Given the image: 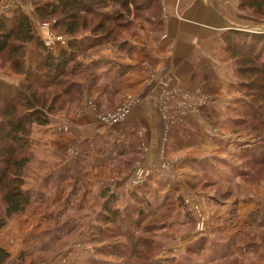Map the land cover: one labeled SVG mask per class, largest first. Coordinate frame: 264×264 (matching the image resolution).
Returning a JSON list of instances; mask_svg holds the SVG:
<instances>
[{
  "label": "rangeland",
  "instance_id": "obj_1",
  "mask_svg": "<svg viewBox=\"0 0 264 264\" xmlns=\"http://www.w3.org/2000/svg\"><path fill=\"white\" fill-rule=\"evenodd\" d=\"M238 1L235 14L237 22L264 25V19L241 11ZM159 2L162 28L136 19L131 28L124 31L119 44H106L99 50L80 56L77 60L81 63V73L75 77L81 86L77 102L51 113L48 124L35 127L30 141L31 158L23 171V189L27 188L26 183L34 182V186L47 178H52V181H45L48 186L42 185L40 188L30 186L27 192L30 193V202L25 211L9 217L1 226L0 247L8 254L3 264H96L90 259L98 256L95 250L99 245L89 242L88 235L103 200L99 190L104 186L109 187L116 194L118 205L123 207L131 203V193L136 190V186L147 180L152 191H156L149 195L152 203L160 201V196L164 194L173 202L170 216L156 221L148 217L145 221L148 223L153 220L160 225L152 233L156 245L154 259L158 263L264 264V233H223V220L214 221L216 216H223L227 226L232 225L237 195L242 190L254 192L258 197L254 202L255 209L261 204L259 194L264 192V163L249 167L243 164L237 154L239 148L251 141L255 143L257 138L253 133H248L254 121L251 118L241 119L243 110L237 102L240 94L234 87V66L224 51L222 40L223 55L217 68L221 70L220 77L225 83L217 84L218 72L209 67L210 75L206 79L201 78V83L192 87L172 86L170 77L161 79L154 87L155 101H152L155 103L152 104H157L163 118L161 143L155 160H148L151 148L144 136L142 123L127 120L140 100L141 90L132 88V75L142 69L145 90L157 80L158 71L151 62L139 57L136 37L144 25L152 28L154 38L163 36L166 26L163 0ZM8 3L11 0H0V15L11 14L14 8L20 7L28 15L33 33L37 35L26 47L25 61L30 65L40 49L42 39L47 36L46 28L54 35L58 33L50 28V23L40 21L33 10L32 0H23L22 5L13 0L12 7H7ZM65 39L67 43V36ZM66 43L59 45L55 42L51 50L55 51ZM8 65H0V78L11 81L7 79V74H10ZM115 70L124 74L123 77L112 78V71ZM163 90L168 93L165 94ZM130 98H134V101L120 120L107 122L98 118L99 112L114 110ZM213 105L221 108L220 123L209 110V106ZM89 115L93 118L89 119ZM190 117H198L200 125L209 130V135L196 136L201 131L193 125ZM41 127L46 128V132ZM180 129L186 132L181 139L177 136ZM221 129H226L224 132L234 137L235 143L229 153L218 157L212 151L203 152L201 148L208 150L207 139H214L211 134L217 135ZM260 130L264 134V129ZM181 141L190 146L187 150L197 148L200 152L195 150L170 156L169 146L178 148ZM147 162H150L149 166H146ZM137 167L147 171L148 175L134 184L131 178ZM239 167L245 169L244 175L233 172ZM157 174L161 180H158ZM184 174L191 177L187 178ZM88 175L93 179H88ZM97 177L101 179L96 180L94 193L87 199L92 201L93 206L87 205L88 211L84 217L75 216V200L79 201L85 192L91 193L92 183L95 184ZM72 196L75 199L73 205L69 201ZM155 206L151 205L148 210L159 213L160 210ZM215 210L220 211V214L216 215ZM161 223L164 225L161 226ZM216 227L221 233H216ZM252 238L253 241H250ZM99 259L97 257L96 260H102ZM108 262L121 264L117 260Z\"/></svg>",
  "mask_w": 264,
  "mask_h": 264
},
{
  "label": "trees",
  "instance_id": "obj_2",
  "mask_svg": "<svg viewBox=\"0 0 264 264\" xmlns=\"http://www.w3.org/2000/svg\"><path fill=\"white\" fill-rule=\"evenodd\" d=\"M32 5L42 23H50L55 33L68 39L55 51L41 43L29 65L26 47L35 35L28 15L20 7L0 15V65L9 64L10 72L21 76L16 82L0 78V228L9 217L23 213L30 202L23 189V171L31 158L35 127L48 124L51 113L79 98L81 86L75 77L82 67L77 59L106 44H119L136 19L162 28L159 0H32ZM238 8L264 19V0H239ZM221 40L234 66L241 119L254 121L248 133L257 138L255 143L239 148L237 154L243 164L253 167L264 163V134L260 130L264 129V31L227 27L221 32ZM233 172L244 175L246 171L239 167ZM147 181L136 186L131 203L123 207L109 187L99 190L103 200L88 235L89 242L99 245L95 250L98 256L91 261L160 264L154 259L152 233L160 227L156 220L172 214L173 202L164 194L152 203L149 195L156 191ZM154 204L159 213L148 210ZM148 217L155 221L145 223ZM7 256L0 247V264ZM97 257L102 260L97 261Z\"/></svg>",
  "mask_w": 264,
  "mask_h": 264
},
{
  "label": "crops",
  "instance_id": "obj_3",
  "mask_svg": "<svg viewBox=\"0 0 264 264\" xmlns=\"http://www.w3.org/2000/svg\"><path fill=\"white\" fill-rule=\"evenodd\" d=\"M12 2L13 0H11V3H8L7 7H12ZM14 2L18 5H22L21 2H23V0H14ZM236 3L237 0H163V11L165 17L164 22L166 25L163 36L156 39L152 35V28L145 27V25L144 27H140L141 30L136 37V43L139 45V57L146 58L151 62L153 68L158 71L157 73L155 71V73L157 74V80L151 86V88L145 90L146 87L142 80V69L138 70L136 74L132 75V88L134 90H141L139 92L140 100L136 105L137 107L134 109V112H132V114L130 113V116L128 115V118H126L130 122L138 121L142 123L144 127V129L142 128L144 131V136L147 137L146 139L147 141H149V147L151 148L150 152L148 153V160L153 161L156 159L158 148L161 143L160 135L163 125V118L160 114V110L157 108V104H152L155 101L154 95L156 91L154 90V87H156L158 83H160L161 79H164L166 77L171 78V80H169V83L172 86L179 87L182 85L192 87L196 84H200L202 81L201 78L206 79L205 77H207V75H210L209 67L215 68L218 72L216 83H220V85L225 83L221 80L220 77L221 70L217 68L222 60L223 55V51L221 49L222 44L220 39V32L229 26L225 21L233 23L234 25H250L248 23L237 22V19H235V14L237 13ZM214 12H216L219 16ZM36 36H34V39H36ZM216 49L221 51L218 52V50ZM8 72L10 74H7V79H10L11 81L16 82L21 78L20 75L12 74L10 71ZM123 75L124 74L119 73V71H112V78L123 77ZM163 92H165V94L168 93L166 90H163ZM209 110L211 113H213L214 118L218 121V123H220L222 116L221 108H217L216 105H213V107L209 106ZM89 116V119L93 118L92 115ZM190 120H193V125H196L200 128V133L193 132L194 134L196 133V136L201 135L202 137H204L206 135H209V130H205L203 126L200 125V120L198 117H193ZM41 129H43V127H41ZM180 130L181 131L177 133V136L179 138H182L186 132H183L185 131L184 129ZM225 130L226 129H221V132L217 133V135L216 133H210L212 136H214V139L208 138V150H203L202 148L201 150L203 152L212 151L216 156L227 155L229 153V149L235 143V140L233 139L234 137L232 136V134L224 132ZM43 131L46 132V128L43 129ZM187 134L193 135L190 132H188ZM180 146H178V148H175V146H169V155L174 156L177 153L185 152L192 153L195 150L200 152V150L197 148L187 150L190 149V146H186L184 141L180 142ZM204 148H206V146ZM217 152L219 154H217ZM170 156L168 157L170 158ZM176 164H178V162ZM149 165L150 162H147L146 166ZM154 172L157 173V170L155 169ZM184 176H186L187 178L191 177L186 174H184ZM87 177L88 179H93L92 176L89 177L88 175ZM158 177L159 176L157 174V178ZM181 177L180 179L183 180ZM177 178L179 179L178 176ZM61 179L64 180V178L62 177ZM98 179H101V177H97L95 179V184L92 183L91 193L90 191L85 192L86 194H83V197H81L79 201L75 200L73 196L70 198L69 201L71 205L74 204V200L77 203L76 207L74 208L75 212L72 209H69L71 212L75 213V216H79L80 218H82L87 215V205H92V201L89 202L87 199L92 193H94L95 185ZM161 179L162 178L159 177L158 180ZM47 180L52 181V178H47L45 181ZM45 181L40 182L39 179L40 183H35L34 186L32 185L34 182L30 184L26 183L27 188L24 187V191L27 193L28 190L31 189L30 186H32V188H40L42 187V185L48 186V184H45ZM237 182L239 181L237 180ZM28 194L30 193H27V195ZM239 194V196L237 195L238 200H236V204L234 206L236 207L233 211L234 214L231 217V219H233L231 221L232 225L228 227L224 222L225 217L223 216H220V218L216 216L214 221L217 223L218 220H223V223L225 225L223 226V229H225L223 233L240 234L244 232L251 233L253 235L257 233H264V192L259 194V196H261V204H259L256 209L254 208V202L258 197L254 195V192H250L246 189L242 190ZM85 195L87 196L85 197ZM40 211H44V209H40ZM219 212L220 211L215 210L216 215H219ZM90 213L91 214L89 215L92 216V212ZM254 218H256V220H254ZM261 219L262 221L261 223H259ZM215 231L216 233H221L220 229H218L217 227L215 228ZM250 241H253V238ZM221 245H223L222 242Z\"/></svg>",
  "mask_w": 264,
  "mask_h": 264
},
{
  "label": "built area",
  "instance_id": "obj_4",
  "mask_svg": "<svg viewBox=\"0 0 264 264\" xmlns=\"http://www.w3.org/2000/svg\"><path fill=\"white\" fill-rule=\"evenodd\" d=\"M44 26H47V25H44ZM45 32L47 33L46 34L47 36L42 39V41H43L42 43L48 49H52L55 42H57V44H59V45L60 44L64 45L66 43L65 36H62L59 34L54 35L47 28H46ZM133 101H134V98L125 99L121 103V105L118 106L117 108H115L114 110H111L108 112H99L98 118H100L103 121H107V122H116V121L120 120L121 118H123V116H125V114H127V111L130 109ZM59 129H61V127H59ZM146 175H148L147 171H144L142 168L137 167L133 171L131 181H133L134 184H137L140 181H142V179ZM7 264H11V262H8Z\"/></svg>",
  "mask_w": 264,
  "mask_h": 264
},
{
  "label": "water",
  "instance_id": "obj_5",
  "mask_svg": "<svg viewBox=\"0 0 264 264\" xmlns=\"http://www.w3.org/2000/svg\"><path fill=\"white\" fill-rule=\"evenodd\" d=\"M216 15H218L216 12H214ZM219 16V15H218ZM229 27L232 28H239V29H248V30H255V31H264V25H255V24H250L247 26H242V25H238V24H233V23H229L228 21H225Z\"/></svg>",
  "mask_w": 264,
  "mask_h": 264
}]
</instances>
